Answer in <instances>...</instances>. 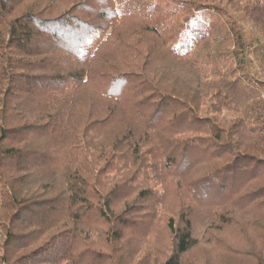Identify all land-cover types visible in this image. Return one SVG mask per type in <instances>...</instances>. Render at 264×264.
Returning <instances> with one entry per match:
<instances>
[{
	"label": "trees",
	"instance_id": "1",
	"mask_svg": "<svg viewBox=\"0 0 264 264\" xmlns=\"http://www.w3.org/2000/svg\"><path fill=\"white\" fill-rule=\"evenodd\" d=\"M208 192L264 203V0H0V264H205Z\"/></svg>",
	"mask_w": 264,
	"mask_h": 264
},
{
	"label": "rangeland",
	"instance_id": "2",
	"mask_svg": "<svg viewBox=\"0 0 264 264\" xmlns=\"http://www.w3.org/2000/svg\"><path fill=\"white\" fill-rule=\"evenodd\" d=\"M177 197L176 193L170 194L169 206L175 202H181V198L178 200ZM197 198L202 200V197ZM212 198H214L213 194L209 193L208 198L204 200L205 204L197 199L194 201L193 205L196 207L194 206L193 215L196 217L195 235L198 243L191 251L189 258L205 264H254L257 262V259L264 255V234L260 233L262 232L260 226L264 224V203L252 205L243 200H233L232 197L225 200L230 206L246 211V215H239V222L234 225L235 227L233 225L219 227L217 223L212 222V218L215 217L213 207L215 201ZM200 210L205 211L201 217L197 216ZM157 226L154 224L152 229ZM152 229L146 237H151L153 243L161 245L160 241L164 239L163 230L156 228L152 231ZM133 242L130 241L131 244Z\"/></svg>",
	"mask_w": 264,
	"mask_h": 264
}]
</instances>
